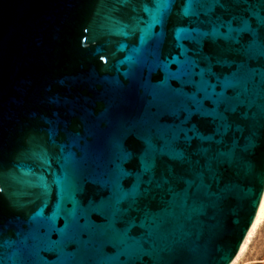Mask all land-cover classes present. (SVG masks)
<instances>
[{
	"label": "water",
	"instance_id": "obj_1",
	"mask_svg": "<svg viewBox=\"0 0 264 264\" xmlns=\"http://www.w3.org/2000/svg\"><path fill=\"white\" fill-rule=\"evenodd\" d=\"M183 8V0H0V264L234 260L264 190V27L249 14L264 16V6L204 4L197 17ZM229 20L257 30L256 42L250 32L229 42L227 59L248 88L220 145L231 159L212 163L216 179L206 174L186 205L160 193L147 207L137 201L139 211L117 213L118 190L133 188L149 142L164 147L195 91L160 66L167 61L175 73L173 58L192 55L195 44L177 30L211 33ZM223 44L209 35L203 52ZM250 140L260 145L256 155ZM125 231L135 241L122 242Z\"/></svg>",
	"mask_w": 264,
	"mask_h": 264
},
{
	"label": "snow or ice",
	"instance_id": "obj_2",
	"mask_svg": "<svg viewBox=\"0 0 264 264\" xmlns=\"http://www.w3.org/2000/svg\"><path fill=\"white\" fill-rule=\"evenodd\" d=\"M118 2L128 4L133 0H118ZM155 2L168 5L173 0H155ZM250 2L253 0H183V14L186 17H197L198 5L211 4L213 8L220 7L226 10L225 5L229 3L249 4ZM254 2L264 6V0H254ZM145 10L147 11L146 7ZM249 14L256 19L259 27H264V16L251 9ZM158 22V18L154 17L153 23ZM221 28L224 29L223 32ZM244 32H250L253 42H256L257 30L252 29L247 20H241L237 27H233L232 20L221 21L214 26L211 33L201 32L198 28H193L191 31L185 28L177 30L178 39L187 38L195 44L192 55L188 56L185 50L184 61H175L173 58V62L178 64L175 73L168 72L167 61L160 66L164 68L166 76L177 79L182 84L193 86L195 91L187 97L188 105L183 109V120L171 129L168 137L163 139L164 147L156 148L149 142L133 188L129 191L118 190L115 209L117 213L139 211L137 201H143L147 207L160 193H164L170 202L179 201L186 205L189 199L194 200L205 189L203 181L206 174L216 179L217 173L212 163L219 157L231 159L232 153L220 151V145L224 143L225 137L233 127V117L244 105L243 97L248 92V88L247 81L241 76L240 66L229 61L227 57L235 51L230 47L229 42L239 43V35ZM181 33L186 35L181 36ZM209 35L214 41L219 39L224 44L217 45L213 51L205 54L203 40ZM178 46L182 48V45ZM261 48L264 49V42H261ZM260 55L264 58V51H261ZM216 68H228L229 71L218 72L215 71ZM233 68L236 70L232 71ZM194 117L196 122L193 121ZM246 148H250L253 155H256L260 145L250 140ZM261 156L264 158V152ZM202 159L207 163L202 165ZM163 161L166 163L161 167ZM3 191L4 189L0 187V193ZM129 200L131 203L128 209L119 208L121 202ZM129 231L123 233L122 242L135 241V238L129 235ZM224 258L227 259L228 256Z\"/></svg>",
	"mask_w": 264,
	"mask_h": 264
},
{
	"label": "rangeland",
	"instance_id": "obj_3",
	"mask_svg": "<svg viewBox=\"0 0 264 264\" xmlns=\"http://www.w3.org/2000/svg\"><path fill=\"white\" fill-rule=\"evenodd\" d=\"M233 264H264V215Z\"/></svg>",
	"mask_w": 264,
	"mask_h": 264
},
{
	"label": "bare ground",
	"instance_id": "obj_4",
	"mask_svg": "<svg viewBox=\"0 0 264 264\" xmlns=\"http://www.w3.org/2000/svg\"><path fill=\"white\" fill-rule=\"evenodd\" d=\"M263 215H264V190L262 193V197L260 199L258 209H257L256 214H255L254 220L252 222V225L250 226V229L247 232V235L245 237L244 242L242 243L241 247L239 248L238 254L236 255V257L234 258V260L230 264H233L238 259V257L240 256V254L244 250V247H245L246 243L248 242L249 237L251 236L252 232L254 231L256 225L261 220Z\"/></svg>",
	"mask_w": 264,
	"mask_h": 264
}]
</instances>
